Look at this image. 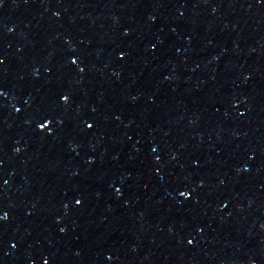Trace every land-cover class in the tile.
<instances>
[{
	"label": "water",
	"instance_id": "1",
	"mask_svg": "<svg viewBox=\"0 0 264 264\" xmlns=\"http://www.w3.org/2000/svg\"><path fill=\"white\" fill-rule=\"evenodd\" d=\"M0 214V264H264V2L0 0Z\"/></svg>",
	"mask_w": 264,
	"mask_h": 264
},
{
	"label": "snow or ice",
	"instance_id": "2",
	"mask_svg": "<svg viewBox=\"0 0 264 264\" xmlns=\"http://www.w3.org/2000/svg\"><path fill=\"white\" fill-rule=\"evenodd\" d=\"M260 2H264V0H257V3H260ZM120 55L122 56L123 53H121ZM72 62L74 63V61H72ZM81 71H82V69H81ZM63 98L66 99V97H63ZM43 126H44V125L41 124V127H43ZM87 127H92V125L89 124V125H87ZM180 195H181V196H184V193L181 192ZM188 195H189V193H188ZM188 195H187V196H188ZM187 196H185V197H187ZM75 203H76L77 205H79V204L81 203V200L76 199V200H75ZM4 219H6V215H5V214H0V220H4ZM61 231H63V229H61ZM188 243H191V241L189 240ZM108 258L111 259V257H108Z\"/></svg>",
	"mask_w": 264,
	"mask_h": 264
}]
</instances>
